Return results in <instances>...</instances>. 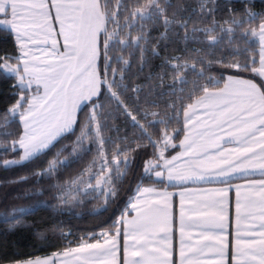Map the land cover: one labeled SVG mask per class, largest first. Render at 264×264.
Listing matches in <instances>:
<instances>
[{
  "label": "snow or ice",
  "instance_id": "obj_1",
  "mask_svg": "<svg viewBox=\"0 0 264 264\" xmlns=\"http://www.w3.org/2000/svg\"><path fill=\"white\" fill-rule=\"evenodd\" d=\"M62 2L68 14L61 22L59 8L52 11L51 19L58 27L53 26L51 32L20 19L24 13L0 18V41L12 45L10 51L0 47V80L10 81L8 95L12 97L10 104L0 108V156L14 154L0 159V167L42 162L44 166L30 176L11 182L33 177L37 184L48 180L47 190L58 211L71 212L84 203L81 196L89 194L103 198L104 212L118 207L108 227L99 233L78 241L65 239L64 243L76 247L44 257L15 252L0 256V264H64L67 260L129 264L127 245L135 243L133 234L145 225L150 205L157 202L166 182H171L176 165L186 159L176 149L191 146L181 139L189 122L201 113L211 115L214 105L210 101L230 85L254 81L264 89V10H254L256 0H197L191 11L182 0ZM4 3L0 0V7ZM54 3L49 0V9ZM218 12H225L227 18L216 19ZM205 20L209 23L201 26ZM224 36L227 46L218 47ZM237 36L246 43L253 40L257 47L237 46ZM177 39L184 45L183 55L171 54L169 45ZM189 43L205 47L190 49ZM153 59H159L160 70L149 71L145 83H134ZM215 67L230 74L207 75ZM205 78L207 84L201 82ZM185 92L188 99L201 95L185 107V97L177 95ZM225 130L223 124L218 126V131ZM108 131L116 136L106 135ZM138 153L143 154V164L137 176L133 167ZM88 155L91 159L72 179H60L64 169L80 164ZM129 177L130 195L121 202ZM149 177L161 183L146 184ZM44 190L30 189L17 198L40 196ZM35 207L12 205L0 211V218L8 222L5 231L28 227L24 217ZM53 231L71 235L59 228ZM35 235L47 239L42 233ZM117 253L121 255L118 262ZM133 264H139L138 258Z\"/></svg>",
  "mask_w": 264,
  "mask_h": 264
},
{
  "label": "crops",
  "instance_id": "obj_2",
  "mask_svg": "<svg viewBox=\"0 0 264 264\" xmlns=\"http://www.w3.org/2000/svg\"><path fill=\"white\" fill-rule=\"evenodd\" d=\"M57 8L64 22L68 8ZM223 91L211 115L189 122L181 139L191 146L176 149L186 159L127 245L129 264H264V89L249 81Z\"/></svg>",
  "mask_w": 264,
  "mask_h": 264
},
{
  "label": "trees",
  "instance_id": "obj_3",
  "mask_svg": "<svg viewBox=\"0 0 264 264\" xmlns=\"http://www.w3.org/2000/svg\"><path fill=\"white\" fill-rule=\"evenodd\" d=\"M185 7L191 11L193 8L197 7V0H182ZM255 11L264 10V3L261 0H256L254 5ZM227 18L225 12L216 13V19L223 21ZM197 19L194 17V20ZM209 21L205 20L201 23V26H205ZM255 26V25H253ZM155 35V33H154ZM213 35H218V33H213ZM228 37L224 36L221 44L218 47L227 46ZM155 43V41H153ZM235 44L237 46H247L252 49H255L257 46L253 40H249L247 43L243 38L237 36L235 39ZM188 48H201L205 47L201 44L189 43ZM0 47L7 50H11L12 45L9 41H0ZM172 50L171 54L174 55H183V47L179 40L173 44L169 45ZM162 54H168L163 53ZM219 55V51L217 50ZM255 54V53H254ZM211 59V56L208 57ZM160 64L159 59H153L149 68H146L144 74L139 78L135 79L134 83H145L144 76L147 75L149 71L156 72L159 71L158 65ZM258 66V65H257ZM170 71V70H169ZM230 74L229 72L224 71L219 67L213 68L207 75L213 76L215 78H220ZM191 78V77H190ZM251 78V77H249ZM167 79V78H166ZM202 83L207 84V79H202ZM9 80H0V108L8 105L12 101V97L8 95L11 91L9 87ZM190 87V85L188 86ZM208 87L214 88L213 85H208ZM177 95H183L185 97L183 104L186 107L187 104L193 102L199 95L193 96L192 99L187 98V93H177ZM116 123L124 128L125 125L122 120H117ZM177 127L179 125H176ZM131 131V128H129ZM108 136L115 137L116 133L113 131H108L105 133ZM182 138V136H181ZM178 143V141H174ZM107 147V145H106ZM95 149L93 148V152ZM13 153H6L0 156V159H8L12 157ZM67 155V153H65ZM141 153L135 154V164L133 167V172L135 175H139L140 169L143 164ZM91 159V155L85 157V160L80 164H74L70 168L63 170V175L60 179L70 180L76 174L80 167L83 164ZM44 165L40 161L26 164L22 167H12L5 169L0 167V211H3L8 206L18 205V206H36L34 210L25 215L24 219L28 225L23 229L17 230L15 232H7L5 229L8 226V222L3 218H0V256L10 257L13 253L19 252L22 255H27L29 253L35 252L36 255H45L50 254L55 251H62L65 247H74L76 244L64 243L65 239L68 241L77 240L78 238L88 239L93 233H99L103 229L108 227V222L112 218L114 212L118 205H114L107 212L102 211L103 208V198H93V194H89L87 197L81 196V199L84 201L82 205L75 206L72 208L71 212L68 211H58L55 207L56 200L53 198V195L50 191L47 190L48 180H41L39 184L36 183L35 178H31L26 182L21 183H12L11 181L18 180L21 176H30L31 172L42 168ZM132 178L129 177V182L123 184L121 191V202L124 197L130 195V185ZM161 183V181H155L154 177H149L146 179L145 183ZM37 187L44 188L43 195L33 196L30 198H17L20 197L22 193L30 189H35ZM165 187H170L166 184ZM41 201H46V206H40ZM59 228L64 234L71 233L70 236H62L60 232L53 231L54 229ZM36 233H42L46 240L41 239L39 236L35 235ZM98 237V236H97ZM35 246V247H33ZM43 246V247H42ZM42 249V250H41Z\"/></svg>",
  "mask_w": 264,
  "mask_h": 264
},
{
  "label": "rangeland",
  "instance_id": "obj_4",
  "mask_svg": "<svg viewBox=\"0 0 264 264\" xmlns=\"http://www.w3.org/2000/svg\"><path fill=\"white\" fill-rule=\"evenodd\" d=\"M49 0H5L0 7V18L15 17L17 13H24L20 19H24L37 26H42L46 32H51L54 21L51 19L52 10L48 7ZM53 23V25H52ZM55 31L52 33L53 36ZM12 157H9L10 159ZM101 238V237H97Z\"/></svg>",
  "mask_w": 264,
  "mask_h": 264
}]
</instances>
